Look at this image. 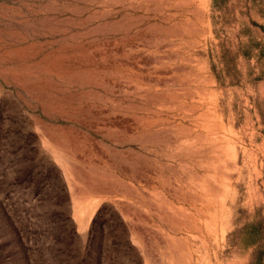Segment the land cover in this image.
<instances>
[{
  "label": "rangeland",
  "instance_id": "1",
  "mask_svg": "<svg viewBox=\"0 0 264 264\" xmlns=\"http://www.w3.org/2000/svg\"><path fill=\"white\" fill-rule=\"evenodd\" d=\"M0 264H264V0H0Z\"/></svg>",
  "mask_w": 264,
  "mask_h": 264
}]
</instances>
